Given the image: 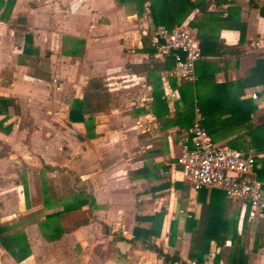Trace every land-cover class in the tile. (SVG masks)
Returning a JSON list of instances; mask_svg holds the SVG:
<instances>
[{"label": "crops", "instance_id": "obj_1", "mask_svg": "<svg viewBox=\"0 0 264 264\" xmlns=\"http://www.w3.org/2000/svg\"><path fill=\"white\" fill-rule=\"evenodd\" d=\"M218 10L241 32L207 33L236 53L215 54L210 47V53L194 63V78L177 84L168 75L171 58L166 63L164 54L157 51L150 57L141 50L144 37L139 30L153 26L147 10L137 15L133 2L14 0L8 17L0 18V98L12 100V105L0 106V224L10 233L21 231L30 253L16 262L0 245V264L188 262L185 220L191 216L197 221L202 203L209 199V189L204 188L205 194L193 190L176 164L188 125L177 117L186 112L184 100L195 101L188 85L197 82L192 90L201 97L249 100L254 107L250 126L264 125V64L249 84L242 89L236 85L246 82L257 60L264 63V0H227L221 8L213 3L207 7ZM199 16L194 9L179 26L189 29L188 22ZM94 77L109 92L107 108L86 125L69 121L72 100L82 97ZM221 83L230 84L228 93L214 94L213 85ZM180 88L187 89L184 98ZM228 112L226 107L224 117ZM223 128L209 135L212 143L264 156L256 153V135L253 140L247 127ZM87 197L92 201L88 221L80 224L75 201ZM226 202L247 263L264 264V217L242 222L244 211ZM64 206L70 212L60 216L62 234L45 239L39 227L44 216ZM159 211V236L149 239L160 249L156 253L132 233L134 227L151 226L136 217ZM218 250L211 241L204 264H212Z\"/></svg>", "mask_w": 264, "mask_h": 264}, {"label": "trees", "instance_id": "obj_2", "mask_svg": "<svg viewBox=\"0 0 264 264\" xmlns=\"http://www.w3.org/2000/svg\"><path fill=\"white\" fill-rule=\"evenodd\" d=\"M120 3L130 1L134 3V9L137 15H140L145 9L150 18L153 28L163 27L170 29L175 26H179L180 23L188 16V14L196 9L200 14L198 18H193L188 22V27L198 40L200 47L199 57L207 56L209 54V48H213V53L222 54L225 51H233L234 48L226 47L216 41L215 36H211L207 33L210 29L218 31L220 29H236L234 24L231 23V19L227 16L222 17L220 11H207L209 4L213 3L217 8H221L227 0H117ZM14 0H0V9H2L0 18H7ZM241 28L236 30L240 31ZM157 44L153 43L146 37L142 39L141 50L148 53L151 57L157 52ZM224 48V52H223ZM226 49V50H225ZM165 62L169 61L171 56L164 54ZM263 61L257 60L255 66L249 70V74L245 79V83L237 81L236 85H240L243 88V84H249V80L258 75L259 71L263 69ZM168 67V66H166ZM165 67V68H166ZM164 68V67H162ZM201 79V76H198ZM193 85V86H192ZM232 85V84H231ZM188 94L193 92V98L195 101L190 103L184 100L183 109L184 116L179 115L177 119L187 123V134L185 137V143L190 145L191 135L189 128L193 120V111L196 108L200 114L199 124L206 131L208 137L213 132H217L220 128L228 125H242L247 127L251 138L258 141V146L255 148L256 153H264V125L260 127H251L250 113L253 111V106L250 105L249 100H238L237 97L230 99L227 98H212L209 96H199L196 94L193 87L197 86V82L188 85ZM230 84H216L213 85L214 94H226L228 93ZM183 89V88H182ZM181 88L179 89L181 97L184 98L186 92ZM221 94V95H222ZM156 99L158 97H155ZM109 102V92L106 86L101 82L98 77L91 78L87 81L86 86L83 89V94L80 99H73L68 111V120L71 122H82L85 125L87 120H90L93 114L104 111ZM7 107L12 105V100L9 98H0V106ZM229 107L230 112L227 117H224V109ZM189 119V121H187ZM179 122L180 124L182 123ZM189 122V123H188ZM223 128V129H224ZM221 129V130H223ZM260 131V132H259ZM256 133V134H255ZM260 135V136H259ZM211 141V140H210ZM234 150V149H233ZM238 151V150H236ZM247 155L246 153H242ZM253 171L255 178L264 183V156L261 158L254 157ZM178 187H182L177 183ZM264 192V185L262 186ZM201 194H205L206 190L201 188L198 190ZM209 199L206 203H202L200 215L196 220H193L191 216L186 218L184 229L190 233L189 248L186 255L187 261H176L173 264H204L206 256L209 254L210 242H214V245L219 250L212 257V264H218L219 261H224L226 264H248V255L245 252V246L241 242L240 235L236 231V219L227 216V202L230 201L224 193L218 189H209ZM76 199L75 203L77 208L80 207L78 212V221L80 224H86L89 214L88 205L91 204V198L87 197L85 201ZM80 205V206H79ZM85 206V207H84ZM248 208L244 210V216L242 222H245L246 217H249ZM67 206L59 212L50 213L44 216L43 221L40 223V231L42 236L47 240H56L60 237L63 230L60 226V216L64 213H69ZM163 211L154 213L151 216L136 217V220H147L151 222V226L146 229L139 227L133 228L134 239L142 240L143 246L147 249L153 250L159 253L160 249L157 248L149 239L150 237H158L160 229V219ZM171 233V229L169 231ZM230 241V245L226 247L225 241ZM0 245L7 251L10 256L16 261L20 262L26 258L29 253V246L25 235L21 231L9 232V227L0 224ZM260 246V245H259ZM253 246L252 250L259 247Z\"/></svg>", "mask_w": 264, "mask_h": 264}, {"label": "built area", "instance_id": "obj_3", "mask_svg": "<svg viewBox=\"0 0 264 264\" xmlns=\"http://www.w3.org/2000/svg\"><path fill=\"white\" fill-rule=\"evenodd\" d=\"M141 37L157 44L160 54H169L173 61L168 75L177 84L194 78V63L200 48L194 34L185 26L170 29L142 27ZM251 98L256 95L251 94ZM196 112L190 125V145H181L176 164L178 172L193 190L215 188L236 203L242 211L248 208L249 218L264 217L262 184L253 177L254 157L243 155L226 145L212 143L199 124Z\"/></svg>", "mask_w": 264, "mask_h": 264}, {"label": "water", "instance_id": "obj_4", "mask_svg": "<svg viewBox=\"0 0 264 264\" xmlns=\"http://www.w3.org/2000/svg\"><path fill=\"white\" fill-rule=\"evenodd\" d=\"M163 256H164V260L167 261V259H168V254H164Z\"/></svg>", "mask_w": 264, "mask_h": 264}, {"label": "rangeland", "instance_id": "obj_5", "mask_svg": "<svg viewBox=\"0 0 264 264\" xmlns=\"http://www.w3.org/2000/svg\"><path fill=\"white\" fill-rule=\"evenodd\" d=\"M63 198H64V197H63ZM71 220H73V219H71ZM69 221H70V220H69ZM62 250H63V252H66V250H64V249H62V248H61V250H60V251H62ZM72 261H73V260H72Z\"/></svg>", "mask_w": 264, "mask_h": 264}]
</instances>
